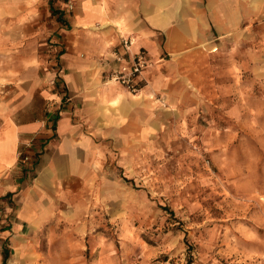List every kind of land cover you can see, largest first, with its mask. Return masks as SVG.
<instances>
[{
	"label": "rangeland",
	"instance_id": "374dc122",
	"mask_svg": "<svg viewBox=\"0 0 264 264\" xmlns=\"http://www.w3.org/2000/svg\"><path fill=\"white\" fill-rule=\"evenodd\" d=\"M47 7L0 0V103L15 116L58 68ZM230 8L196 30L178 106L131 107L139 94L108 84L105 113L126 114L94 133L106 156L70 191L78 210L0 233V264L2 248L6 264H264V0Z\"/></svg>",
	"mask_w": 264,
	"mask_h": 264
},
{
	"label": "crops",
	"instance_id": "0c3cea01",
	"mask_svg": "<svg viewBox=\"0 0 264 264\" xmlns=\"http://www.w3.org/2000/svg\"><path fill=\"white\" fill-rule=\"evenodd\" d=\"M10 1L22 14L34 3L46 2L44 13L54 19L48 24L55 35L50 42L58 51V68L43 69L37 109L29 111L24 102L23 115L15 116L6 102L0 103L3 235L28 225L41 226L60 212L78 210L70 191L80 187L78 182L87 187L101 171L106 156L94 133L103 132L100 124H118L125 118L123 106H109L112 115L108 116L104 104L112 98L106 80L117 67L111 54L123 52L122 38L133 39L132 51L140 48L153 60H162L143 74L145 86L138 96H132L138 102L132 101L131 107L139 101L150 109L162 103L178 106L177 92L190 77L185 70L194 52L188 50L205 40L196 30L220 29V13L231 12V0ZM69 1L73 4L70 11L66 7ZM19 153L30 157L28 165L19 164Z\"/></svg>",
	"mask_w": 264,
	"mask_h": 264
},
{
	"label": "built area",
	"instance_id": "2783aa9c",
	"mask_svg": "<svg viewBox=\"0 0 264 264\" xmlns=\"http://www.w3.org/2000/svg\"><path fill=\"white\" fill-rule=\"evenodd\" d=\"M67 10L73 8V4L69 1L66 4ZM123 52L114 51L111 56L112 60L117 64V67L109 74L106 83H112L129 94H139L144 88L143 74L158 65L159 61L153 60L150 55L142 49L132 51L134 41L131 37L122 38ZM54 85V80L50 82ZM18 161L20 165L26 166L30 161V157L26 154H18Z\"/></svg>",
	"mask_w": 264,
	"mask_h": 264
},
{
	"label": "trees",
	"instance_id": "16d2710c",
	"mask_svg": "<svg viewBox=\"0 0 264 264\" xmlns=\"http://www.w3.org/2000/svg\"><path fill=\"white\" fill-rule=\"evenodd\" d=\"M55 15H57V14H55ZM58 19H61V17L58 16ZM1 251H2L1 252V254H2V264H6L7 263V259H8V251L5 250L4 248H2Z\"/></svg>",
	"mask_w": 264,
	"mask_h": 264
},
{
	"label": "bare ground",
	"instance_id": "6f19581e",
	"mask_svg": "<svg viewBox=\"0 0 264 264\" xmlns=\"http://www.w3.org/2000/svg\"><path fill=\"white\" fill-rule=\"evenodd\" d=\"M108 84H112V83H108ZM134 96V95H133Z\"/></svg>",
	"mask_w": 264,
	"mask_h": 264
}]
</instances>
